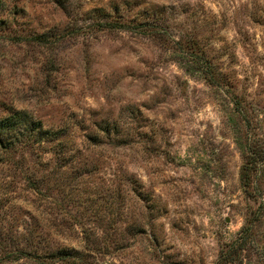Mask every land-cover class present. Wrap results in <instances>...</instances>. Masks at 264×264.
I'll return each instance as SVG.
<instances>
[{
	"label": "rangeland",
	"instance_id": "374dc122",
	"mask_svg": "<svg viewBox=\"0 0 264 264\" xmlns=\"http://www.w3.org/2000/svg\"><path fill=\"white\" fill-rule=\"evenodd\" d=\"M245 132L264 147V0H0V264H214L243 227L264 264Z\"/></svg>",
	"mask_w": 264,
	"mask_h": 264
},
{
	"label": "trees",
	"instance_id": "16d2710c",
	"mask_svg": "<svg viewBox=\"0 0 264 264\" xmlns=\"http://www.w3.org/2000/svg\"><path fill=\"white\" fill-rule=\"evenodd\" d=\"M138 26L143 27L144 24L140 23ZM132 27H134V24H131V22L127 21H122L120 22L119 26H117V28L124 30H130ZM30 39L39 43L44 41L41 36H31ZM193 44H195V46H192V48H188L187 50L184 48L179 49L180 53L182 54L181 58L178 60L181 68L184 70V72L190 75L197 74L206 82L215 85L217 80L215 79L213 73L208 71L205 65L211 64V61L207 57L204 50H199L197 41L195 39H193ZM235 109L237 113L240 114V110L236 107ZM239 118L241 121L245 122L246 126L248 120L244 114L239 115ZM35 125L37 127L35 139L36 145L38 147L45 149V142H50L58 138V134L55 135L52 130L42 128L39 121H37ZM236 143L240 149L241 155V165L238 179L240 185L245 191H247V189L250 188L252 184V174H256L261 165L264 163V147L259 139H252L246 132L243 133L240 138H237ZM70 157L71 156H67V159ZM260 207L257 209L256 213L258 219L263 217L262 208L260 209ZM245 226H254V224L249 223ZM249 234L250 229L243 227L235 239L225 243L220 248L214 264H263L259 261L253 263L249 259L244 261L245 254L243 253L247 251L246 238ZM71 253L72 252L70 249L56 248L49 254V256L51 258H56L58 261H66L65 259L67 258L72 259L73 262H71V264H89L79 260V257H75Z\"/></svg>",
	"mask_w": 264,
	"mask_h": 264
}]
</instances>
